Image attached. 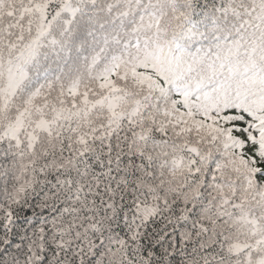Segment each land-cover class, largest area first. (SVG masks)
<instances>
[{
	"label": "snow or ice",
	"instance_id": "snow-or-ice-1",
	"mask_svg": "<svg viewBox=\"0 0 264 264\" xmlns=\"http://www.w3.org/2000/svg\"><path fill=\"white\" fill-rule=\"evenodd\" d=\"M0 264H264V0H0Z\"/></svg>",
	"mask_w": 264,
	"mask_h": 264
}]
</instances>
